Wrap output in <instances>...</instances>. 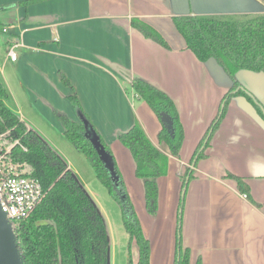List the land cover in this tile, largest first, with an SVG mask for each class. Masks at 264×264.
<instances>
[{"label": "crops", "instance_id": "0c3cea01", "mask_svg": "<svg viewBox=\"0 0 264 264\" xmlns=\"http://www.w3.org/2000/svg\"><path fill=\"white\" fill-rule=\"evenodd\" d=\"M0 7L6 47L21 46L16 62L0 53L7 106L54 149L57 137L67 139L57 113L82 122L71 101L77 97L114 155L151 245L150 264H175L178 237L191 251L190 264H264V120L245 93L237 94L210 136L207 157L192 166L233 82L215 60L201 62L187 49L173 21L198 14L185 0H3ZM134 20L156 29L170 49L145 37ZM136 78L176 103L185 134L178 157L160 144L162 120L136 97ZM236 78L264 109V74L241 71ZM136 123L169 156L168 174L158 180L156 216L147 210L136 162L119 140ZM228 174L243 179L249 192Z\"/></svg>", "mask_w": 264, "mask_h": 264}, {"label": "trees", "instance_id": "16d2710c", "mask_svg": "<svg viewBox=\"0 0 264 264\" xmlns=\"http://www.w3.org/2000/svg\"><path fill=\"white\" fill-rule=\"evenodd\" d=\"M38 1L32 0V3ZM253 1L257 7L250 12L179 15L173 18L187 49L201 62L215 60L233 82L231 91L223 99L224 109L221 107L216 120L196 150L192 163L196 159L199 161L207 157L206 150L226 115L229 101L237 94H242L233 93L240 87L237 74L241 71L264 74V0ZM132 25L145 37L170 49L165 38L152 26L141 20H134ZM0 30H4L1 25ZM132 87L136 97L145 101L160 119L162 113H167L172 118L174 133H169L163 124L159 141L160 144L169 146L172 154L178 157L185 134L176 103L166 93L140 78L133 80ZM7 100L8 91L0 78V136H4L7 142L14 145V161L27 164L32 176L40 180L46 192L42 203L28 220L14 222L13 232L23 264H109L108 232L97 206L67 163L7 106ZM71 101L82 122L76 123L64 113H57L58 119L64 125L65 136L78 151L85 154L98 180L120 203L124 225L130 236V246L135 243L139 250L136 264H150L151 245L143 233L114 155L90 123L77 97L72 96ZM256 110L264 120L261 109L257 107ZM84 121L94 128L100 144L115 164L118 177L115 183L97 150L86 137ZM211 131V138L205 144ZM119 140L136 162V175L145 186L147 210L150 215L156 216L158 180L168 174L169 156L149 139L139 123L121 134ZM190 172L189 168L185 180L188 176L192 178ZM228 177L236 180L242 193L249 192L243 179L231 174ZM180 222L181 218L179 224ZM190 261L191 251L183 247L181 238L178 237L175 264H190ZM198 264H201L200 260Z\"/></svg>", "mask_w": 264, "mask_h": 264}, {"label": "rangeland", "instance_id": "374dc122", "mask_svg": "<svg viewBox=\"0 0 264 264\" xmlns=\"http://www.w3.org/2000/svg\"><path fill=\"white\" fill-rule=\"evenodd\" d=\"M2 1L0 0V2ZM252 3L253 0H248V3H245L244 0H185V8L187 10L192 8L194 13L222 15L231 13L237 7L243 8L244 6L246 9L250 7L249 10L252 11L254 10V7L251 6ZM5 7L8 10L12 6ZM0 12H3L1 7ZM1 14L3 13H0V25L3 28L7 21ZM1 30L0 53L2 56L8 53V48L5 43L7 34ZM55 145L58 148L54 149L71 168L72 173L83 185L103 217L109 237V264H136L139 258V250L135 243L130 246V236L124 225L120 203L98 180L93 166L84 153L78 151L62 135L57 137Z\"/></svg>", "mask_w": 264, "mask_h": 264}, {"label": "built area", "instance_id": "2783aa9c", "mask_svg": "<svg viewBox=\"0 0 264 264\" xmlns=\"http://www.w3.org/2000/svg\"><path fill=\"white\" fill-rule=\"evenodd\" d=\"M3 32L8 30L5 28ZM20 47L19 43L8 47L11 62L18 60L17 49ZM13 148L14 145L0 136V206L14 224L28 220L42 203L46 192L40 180L32 176L27 164L14 161Z\"/></svg>", "mask_w": 264, "mask_h": 264}, {"label": "water", "instance_id": "95a60500", "mask_svg": "<svg viewBox=\"0 0 264 264\" xmlns=\"http://www.w3.org/2000/svg\"><path fill=\"white\" fill-rule=\"evenodd\" d=\"M245 3H248V0H244ZM252 8L256 9L257 4L253 1ZM250 7L246 9L244 6L243 8L237 7L232 12H250ZM200 14V13H198ZM193 15V14H192ZM197 15V14H195ZM238 92L245 93L252 101L253 103L261 109L262 114L264 116V109L259 104V102L250 94V92H247L242 86H240L237 90L233 91L234 94ZM225 103L222 105V110L224 109ZM161 120L163 124L165 125L166 129L169 133L173 134V120L167 113L161 114ZM86 126V137L90 140V142L93 144L95 149L97 150L100 159L102 160L105 169L107 170L110 178L115 183L118 180V177L116 176L115 172V164L113 163L112 159L110 158V155L106 152V150L103 148V146L100 144L98 136L96 135V132L94 131V128L88 123L87 121H84ZM212 134V131L208 135L205 144L208 142L210 136ZM204 148V147H203ZM196 160L193 162V167L196 164ZM190 178L189 176L186 179L185 187L182 191V197L184 198L186 193L187 184L189 182ZM124 200V197L122 198ZM182 213V210L180 209V215ZM181 218V217H180ZM181 224H179L180 228ZM14 224L8 220L7 215L3 213L1 206H0V264H23L21 256L19 254V250L16 244L14 232H13Z\"/></svg>", "mask_w": 264, "mask_h": 264}]
</instances>
